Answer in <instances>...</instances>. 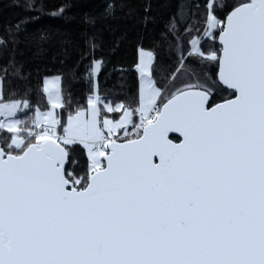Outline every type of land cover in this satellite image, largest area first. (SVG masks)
Returning a JSON list of instances; mask_svg holds the SVG:
<instances>
[{
    "label": "snow or ice",
    "instance_id": "6c2138e0",
    "mask_svg": "<svg viewBox=\"0 0 264 264\" xmlns=\"http://www.w3.org/2000/svg\"><path fill=\"white\" fill-rule=\"evenodd\" d=\"M71 7L48 13L78 29L56 44L39 16L0 24V264H264V0H182L162 21L145 0L139 22L162 27L124 98L100 88L97 40L127 5ZM73 51L83 102L47 69L43 109L6 90L26 53Z\"/></svg>",
    "mask_w": 264,
    "mask_h": 264
},
{
    "label": "trees",
    "instance_id": "16d2710c",
    "mask_svg": "<svg viewBox=\"0 0 264 264\" xmlns=\"http://www.w3.org/2000/svg\"><path fill=\"white\" fill-rule=\"evenodd\" d=\"M145 0H135L134 4V40L137 46L139 40L142 39L143 46L148 49L153 46L154 40L158 38L159 30L162 27V23H158L153 26L149 24L144 27L139 18L143 14V4ZM182 0H152L153 7L156 9L158 20L167 19L172 13H174ZM231 2V0H229ZM28 0H0V24L14 22L15 20L25 16H39V20L30 25L31 28L47 27L51 28L53 32L52 43H57L56 32H63L65 30H71L76 32L78 29L76 23L65 22L62 18H53L48 15L49 12L56 10L57 7L64 3H70L72 7L69 9L68 14H83L85 12L99 11L104 4V0H34V9L40 8L41 11L37 12L34 9L29 10L27 8ZM114 20L111 21L112 28L99 30L101 34L98 36L97 55H103L109 61L107 69L99 75L100 88L104 94H111L112 96L119 95L120 98L128 96V87L125 84L120 85L119 92L116 93L115 82L113 79L114 73L112 69L115 66V36L117 35L114 28ZM131 45V42L129 41ZM124 46V45H123ZM115 48V50H114ZM123 48V47H122ZM50 55V54H49ZM31 54L26 53L24 59L28 60L26 69L30 71L31 75L29 79L21 81L18 79H10L6 84V90L11 92H19L21 94L27 89L31 95L33 102H39L43 109L46 98L42 95L40 76L37 74V69L40 70V74H45L44 70L47 69L50 74H57V72H63L65 76L63 87L65 91H71L75 99L81 100L87 95L88 84L83 78V67L77 69L75 61L77 59L76 53L73 51L69 59L65 61L63 65L59 61H53L49 56L37 55L35 59H31ZM161 62L166 66L171 63L169 54L167 51L160 53ZM174 59V57H172ZM3 59H0V65H3ZM136 92V91H135ZM134 92V93H135ZM133 93V94H134Z\"/></svg>",
    "mask_w": 264,
    "mask_h": 264
},
{
    "label": "rangeland",
    "instance_id": "374dc122",
    "mask_svg": "<svg viewBox=\"0 0 264 264\" xmlns=\"http://www.w3.org/2000/svg\"><path fill=\"white\" fill-rule=\"evenodd\" d=\"M118 3H124L127 7L118 8L116 19H114V28L117 34L115 36V44L119 41V47L116 48L115 54V66H122L127 71L123 74V79H120L121 74L119 72H115L113 79L116 93L119 92L120 85L125 84L128 87V96L130 97L138 87V76L133 68L137 56V46L134 40L135 21L133 18L135 0H118Z\"/></svg>",
    "mask_w": 264,
    "mask_h": 264
},
{
    "label": "water",
    "instance_id": "95a60500",
    "mask_svg": "<svg viewBox=\"0 0 264 264\" xmlns=\"http://www.w3.org/2000/svg\"><path fill=\"white\" fill-rule=\"evenodd\" d=\"M169 135H170V137H175V136H177L178 134L170 133Z\"/></svg>",
    "mask_w": 264,
    "mask_h": 264
}]
</instances>
